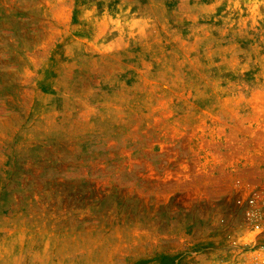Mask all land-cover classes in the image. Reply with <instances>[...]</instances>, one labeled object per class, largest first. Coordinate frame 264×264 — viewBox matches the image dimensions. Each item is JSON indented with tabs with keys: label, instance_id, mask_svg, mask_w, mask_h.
<instances>
[{
	"label": "rangeland",
	"instance_id": "1",
	"mask_svg": "<svg viewBox=\"0 0 264 264\" xmlns=\"http://www.w3.org/2000/svg\"><path fill=\"white\" fill-rule=\"evenodd\" d=\"M0 264H264V0H0Z\"/></svg>",
	"mask_w": 264,
	"mask_h": 264
}]
</instances>
